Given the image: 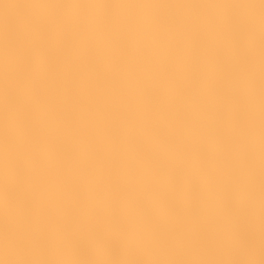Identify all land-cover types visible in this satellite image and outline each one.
I'll return each mask as SVG.
<instances>
[{
  "label": "clouds",
  "instance_id": "9594fccd",
  "mask_svg": "<svg viewBox=\"0 0 264 264\" xmlns=\"http://www.w3.org/2000/svg\"><path fill=\"white\" fill-rule=\"evenodd\" d=\"M262 51L264 0L40 4L0 41V264H264Z\"/></svg>",
  "mask_w": 264,
  "mask_h": 264
},
{
  "label": "bare ground",
  "instance_id": "6f19581e",
  "mask_svg": "<svg viewBox=\"0 0 264 264\" xmlns=\"http://www.w3.org/2000/svg\"><path fill=\"white\" fill-rule=\"evenodd\" d=\"M73 3V4H172V5H200L213 6L237 2L259 4L260 0H0V41L5 37L22 39L30 33L38 22V6L42 3ZM60 48L59 42H53V53ZM262 69H264V51L261 54ZM260 83L264 86V71L260 75ZM255 219H249L245 225L244 238L250 249H254L256 235L254 231ZM264 258V257H262Z\"/></svg>",
  "mask_w": 264,
  "mask_h": 264
}]
</instances>
